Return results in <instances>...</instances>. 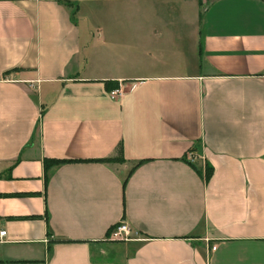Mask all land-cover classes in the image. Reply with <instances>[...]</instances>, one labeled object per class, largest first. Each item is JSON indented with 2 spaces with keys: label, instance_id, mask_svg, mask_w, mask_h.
Instances as JSON below:
<instances>
[{
  "label": "crops",
  "instance_id": "0c3cea01",
  "mask_svg": "<svg viewBox=\"0 0 264 264\" xmlns=\"http://www.w3.org/2000/svg\"><path fill=\"white\" fill-rule=\"evenodd\" d=\"M200 10L0 0V264H264V0Z\"/></svg>",
  "mask_w": 264,
  "mask_h": 264
},
{
  "label": "built area",
  "instance_id": "2783aa9c",
  "mask_svg": "<svg viewBox=\"0 0 264 264\" xmlns=\"http://www.w3.org/2000/svg\"><path fill=\"white\" fill-rule=\"evenodd\" d=\"M109 95L112 99L118 100L119 98L125 95V90L123 85H119L117 88L109 90ZM189 160L193 163H197L196 156L192 153L189 155ZM203 172L205 171V163L201 165ZM5 230L0 231V241H2V237L6 235ZM139 232L134 229L126 220H121L119 223L114 225L111 231L108 234L107 239L110 241L116 242H129L135 240H143L144 238L139 237Z\"/></svg>",
  "mask_w": 264,
  "mask_h": 264
},
{
  "label": "trees",
  "instance_id": "16d2710c",
  "mask_svg": "<svg viewBox=\"0 0 264 264\" xmlns=\"http://www.w3.org/2000/svg\"><path fill=\"white\" fill-rule=\"evenodd\" d=\"M210 5V4H209ZM208 5V6H209ZM200 6H201V10L199 13V18H200V22L202 23L204 14L208 8V6H206L204 9H202V2L200 0ZM106 83V87L108 88V90L117 88L119 85H112L109 81H105ZM194 149H191V151H193ZM116 155L115 156H110V157H104V158H100L97 161H101V162H124L125 161V154H124V144L122 141H120L117 146H116ZM185 160H187L188 162H190L197 170L199 173L203 174L205 176L206 181L208 182L210 180V178L212 177L214 168L213 166L206 161L205 162V171L203 172V169L201 166H198L196 163L191 162V160H189L188 157H184ZM64 160H60V159H50V158H45L44 163H45V169L48 171L52 166L63 163ZM114 226H112L109 229V232L111 231V229ZM108 232V234H109Z\"/></svg>",
  "mask_w": 264,
  "mask_h": 264
},
{
  "label": "rangeland",
  "instance_id": "374dc122",
  "mask_svg": "<svg viewBox=\"0 0 264 264\" xmlns=\"http://www.w3.org/2000/svg\"><path fill=\"white\" fill-rule=\"evenodd\" d=\"M213 0H201L202 2V9H204L206 6H208ZM202 162H198L200 164Z\"/></svg>",
  "mask_w": 264,
  "mask_h": 264
}]
</instances>
